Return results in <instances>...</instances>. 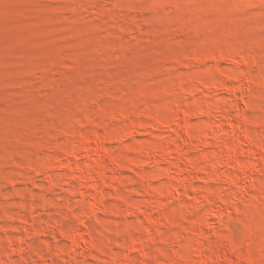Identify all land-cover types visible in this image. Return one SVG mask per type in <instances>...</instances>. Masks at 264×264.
Wrapping results in <instances>:
<instances>
[{"label":"rangeland","instance_id":"rangeland-1","mask_svg":"<svg viewBox=\"0 0 264 264\" xmlns=\"http://www.w3.org/2000/svg\"><path fill=\"white\" fill-rule=\"evenodd\" d=\"M193 254L264 264V0H0V264Z\"/></svg>","mask_w":264,"mask_h":264},{"label":"bare ground","instance_id":"bare-ground-1","mask_svg":"<svg viewBox=\"0 0 264 264\" xmlns=\"http://www.w3.org/2000/svg\"><path fill=\"white\" fill-rule=\"evenodd\" d=\"M237 90H240V86H238ZM180 124H181V123H180ZM176 126H179V125H176ZM100 141H101V139H100ZM101 142H103V141H101ZM96 143H97V140L95 139L92 143L89 144V146H90L92 149H94L96 153H98V148H97V147H99L101 143H100L99 145H98V144L96 145ZM98 143H99V142H98ZM250 144H252L251 141H250ZM99 149H100V148H99ZM85 151H86V149H85ZM72 152L74 153V150H72ZM71 154H72V153H71ZM168 154H169V153H168ZM232 158L235 159L236 156H233ZM237 180H238V179H237ZM242 181H243V180H242ZM207 217H210V215L207 214ZM232 249H233V248H232ZM194 253H195V252H194ZM196 255H199V254L197 253ZM196 255L193 254V256H196ZM239 256H241V254H239ZM196 257H197V256H196ZM198 257H199V256H198ZM198 257H197V258H198ZM237 257H238V256H237ZM243 257H244V256H243ZM243 257H242V259H241V257H240L239 259H240V260H243V261L246 262L247 260H245V257H244V258H243ZM191 258H193V257H191ZM194 258H195V257H194ZM199 258H201V257H199ZM199 258H198V259H195V260L193 259V260H194L193 264H196L195 261H197V260H198L197 262L200 263L201 260H200ZM199 260H200V261H199ZM248 261H249V260H248ZM248 261H247V262H248ZM202 262H203V261H202ZM202 262H201V263H202ZM248 263H249V262H248ZM197 264H198V263H197Z\"/></svg>","mask_w":264,"mask_h":264}]
</instances>
